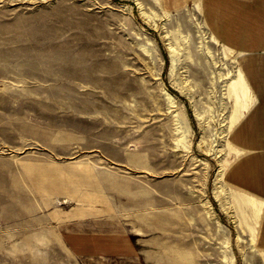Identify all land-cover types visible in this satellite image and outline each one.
Wrapping results in <instances>:
<instances>
[{
	"label": "rangeland",
	"instance_id": "374dc122",
	"mask_svg": "<svg viewBox=\"0 0 264 264\" xmlns=\"http://www.w3.org/2000/svg\"><path fill=\"white\" fill-rule=\"evenodd\" d=\"M246 14L253 51L201 0H0V264H264L226 179Z\"/></svg>",
	"mask_w": 264,
	"mask_h": 264
},
{
	"label": "crops",
	"instance_id": "0c3cea01",
	"mask_svg": "<svg viewBox=\"0 0 264 264\" xmlns=\"http://www.w3.org/2000/svg\"><path fill=\"white\" fill-rule=\"evenodd\" d=\"M201 3L210 24L225 41L251 51L256 43H261L255 37L259 33L253 32L251 15L246 12L264 11V0H201ZM261 53L248 58L244 69L255 100L231 133L232 143L240 154L228 168L226 179L241 189L237 199L246 212L243 223L249 231L254 226L255 240L262 220L259 240L264 245V48Z\"/></svg>",
	"mask_w": 264,
	"mask_h": 264
},
{
	"label": "bare ground",
	"instance_id": "6f19581e",
	"mask_svg": "<svg viewBox=\"0 0 264 264\" xmlns=\"http://www.w3.org/2000/svg\"><path fill=\"white\" fill-rule=\"evenodd\" d=\"M224 44V43H223ZM225 45V44H224ZM242 76H243V78L245 79V77H244V75L242 74ZM243 80V79H242ZM244 81V80H243ZM246 81V80H245ZM247 84V83H246ZM246 88L248 89V97H247V99H245L244 100V102H243V104H242V110H241V113H242V115H241V117L250 109V107H251V105L253 104V102H254V100H255V97H254V95L252 94V95H250V93H251V87H250V85H248L247 84V86H246ZM253 93V92H252ZM233 145V144H232ZM233 147H235L234 145H233ZM236 149V148H235ZM234 151V150H233ZM236 156H237V154H236ZM234 158V157H233ZM232 160V159H231ZM228 163H231V161L230 162H228ZM251 230L252 231H254V226L252 225L251 226Z\"/></svg>",
	"mask_w": 264,
	"mask_h": 264
}]
</instances>
